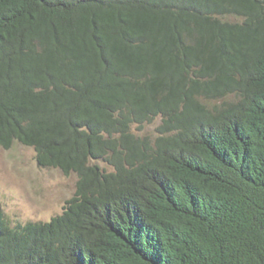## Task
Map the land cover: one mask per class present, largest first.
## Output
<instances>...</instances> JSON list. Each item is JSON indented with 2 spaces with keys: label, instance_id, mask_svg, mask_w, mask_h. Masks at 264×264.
<instances>
[{
  "label": "trees",
  "instance_id": "trees-1",
  "mask_svg": "<svg viewBox=\"0 0 264 264\" xmlns=\"http://www.w3.org/2000/svg\"><path fill=\"white\" fill-rule=\"evenodd\" d=\"M15 141L78 178L0 264H264V0H0Z\"/></svg>",
  "mask_w": 264,
  "mask_h": 264
},
{
  "label": "rangeland",
  "instance_id": "rangeland-1",
  "mask_svg": "<svg viewBox=\"0 0 264 264\" xmlns=\"http://www.w3.org/2000/svg\"><path fill=\"white\" fill-rule=\"evenodd\" d=\"M227 19L234 21L233 15ZM161 118L132 130L154 138ZM104 167H109L101 162ZM110 168V167H109ZM77 174H65L60 168L37 163L35 150L15 141L9 148L0 146V208L12 226L29 221H49L60 214L76 189Z\"/></svg>",
  "mask_w": 264,
  "mask_h": 264
}]
</instances>
